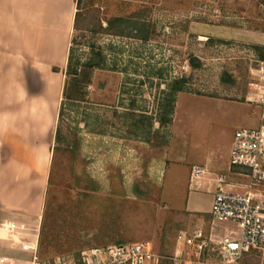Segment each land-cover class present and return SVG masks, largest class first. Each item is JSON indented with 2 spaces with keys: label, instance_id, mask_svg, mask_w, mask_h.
I'll return each mask as SVG.
<instances>
[{
  "label": "rangeland",
  "instance_id": "1",
  "mask_svg": "<svg viewBox=\"0 0 264 264\" xmlns=\"http://www.w3.org/2000/svg\"><path fill=\"white\" fill-rule=\"evenodd\" d=\"M78 2L72 63L102 50L104 66L93 69L84 100L64 105L70 77L66 65L54 68L64 112L43 178L37 255L150 242L159 258L153 264L171 262L180 232L211 222L188 210L193 203L205 210L214 198L197 190L193 163L257 124L264 0ZM176 78L186 79L185 91L171 122L160 124L155 117ZM239 264H264V253Z\"/></svg>",
  "mask_w": 264,
  "mask_h": 264
},
{
  "label": "crops",
  "instance_id": "2",
  "mask_svg": "<svg viewBox=\"0 0 264 264\" xmlns=\"http://www.w3.org/2000/svg\"><path fill=\"white\" fill-rule=\"evenodd\" d=\"M77 2L0 0V264H30L39 248L42 184L59 116L54 68L67 66ZM232 143L233 135L225 150L217 144L193 163L207 172L197 190L214 196L218 175L231 191L249 190L246 171L231 168ZM253 192L264 195V184ZM213 199L205 210L195 203L188 210L210 216ZM209 223L201 227L206 234L225 232L226 226Z\"/></svg>",
  "mask_w": 264,
  "mask_h": 264
},
{
  "label": "built area",
  "instance_id": "3",
  "mask_svg": "<svg viewBox=\"0 0 264 264\" xmlns=\"http://www.w3.org/2000/svg\"><path fill=\"white\" fill-rule=\"evenodd\" d=\"M256 107L257 124L234 132L230 155L231 168L246 171L249 190L231 191L224 175L215 180L211 226L214 229L223 222H231L236 229L226 227L222 234H206L201 227L191 234L180 232L172 264H239L249 253H264V195L253 192L254 186L264 184V80ZM206 173L203 165H194L191 178L197 180ZM9 226L13 231L15 226L10 222ZM158 259L150 242H126L88 248L77 256L41 259L35 253L30 264H153Z\"/></svg>",
  "mask_w": 264,
  "mask_h": 264
},
{
  "label": "trees",
  "instance_id": "4",
  "mask_svg": "<svg viewBox=\"0 0 264 264\" xmlns=\"http://www.w3.org/2000/svg\"><path fill=\"white\" fill-rule=\"evenodd\" d=\"M79 3V2H78ZM77 18L75 21L76 28ZM72 49L69 51L68 62H67V76L70 80L65 84L63 88V105L64 102L74 103L75 101L81 102L87 96V88L91 83V74L95 68H103L105 55L102 50L93 51L91 56L88 58L86 63L73 65L72 63ZM185 78H176L171 83L167 84V98L161 103L160 113L156 115L155 119L159 121L160 124L169 123L172 120V115L174 112L176 104V95L179 92L185 91ZM64 108L61 105L59 110V118L63 115ZM151 118V117H150ZM152 126V123H150ZM59 132L57 131V137ZM165 264H172L170 261H165Z\"/></svg>",
  "mask_w": 264,
  "mask_h": 264
}]
</instances>
